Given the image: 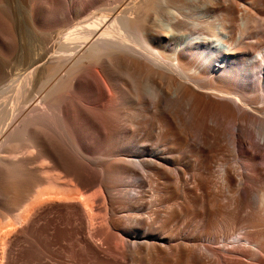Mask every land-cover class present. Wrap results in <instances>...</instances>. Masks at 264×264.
<instances>
[{"label": "bare ground", "instance_id": "1", "mask_svg": "<svg viewBox=\"0 0 264 264\" xmlns=\"http://www.w3.org/2000/svg\"><path fill=\"white\" fill-rule=\"evenodd\" d=\"M17 1L0 264H264V0Z\"/></svg>", "mask_w": 264, "mask_h": 264}, {"label": "rangeland", "instance_id": "2", "mask_svg": "<svg viewBox=\"0 0 264 264\" xmlns=\"http://www.w3.org/2000/svg\"><path fill=\"white\" fill-rule=\"evenodd\" d=\"M74 1L76 2L78 0H61V8L66 6L67 4H69L71 2H74ZM114 2L116 3V7L113 6V4L115 5ZM2 3H3V8L5 7L4 8L5 12H7L5 15H3V19L8 22V24L10 26V30L12 31L11 33L13 34V37L16 36L14 38L15 45L11 48L8 56L7 55L5 56V59L7 60V64L9 66L16 67L17 65H19L21 63V61L23 59V56L25 54L29 53L32 50V47H33V41H31V40H33L32 39V35L30 34V30L28 29V26L26 24V16H25L26 5L21 3V2L19 3V1H17V0H2ZM110 3L112 5H110ZM119 3H122L121 0L100 1L93 8H91L90 12H92V13L89 12V16L90 15L92 16L93 14L94 15L96 14L95 17H99V16H103L105 14H108V13L111 12L112 9L120 7L121 4H119ZM107 4H109L110 7ZM105 6H107L109 8H105ZM100 8L102 10H99ZM103 8H105V10H103ZM92 10H94V11H92ZM97 11H98V13H97ZM17 20H18V23H17ZM5 37L6 36L2 32V30L0 29V43H2L5 40ZM13 53H15V54H13ZM6 83L7 82L2 83V84L4 85ZM262 83L264 85V76H263ZM2 84H0V85H2ZM8 95H12V94H10V93L6 94V95L0 94V101L3 100V98H5V96H8ZM9 101L10 100H8L7 103H6V106H8V108L11 106L10 105L11 101L10 102Z\"/></svg>", "mask_w": 264, "mask_h": 264}]
</instances>
